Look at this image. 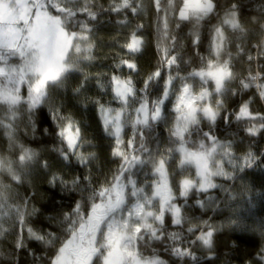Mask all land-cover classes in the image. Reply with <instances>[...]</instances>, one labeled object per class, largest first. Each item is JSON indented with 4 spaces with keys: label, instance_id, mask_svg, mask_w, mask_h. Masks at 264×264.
I'll list each match as a JSON object with an SVG mask.
<instances>
[{
    "label": "snow or ice",
    "instance_id": "6c2138e0",
    "mask_svg": "<svg viewBox=\"0 0 264 264\" xmlns=\"http://www.w3.org/2000/svg\"><path fill=\"white\" fill-rule=\"evenodd\" d=\"M247 9L232 0H149L147 8L144 0H107V7L98 0H0V137L7 143L0 151V240L13 237L7 264H21V252L31 257L24 264H201L205 252L215 264L214 238L223 225L204 217L220 210L219 191L228 192L216 178L264 165V153L237 155L233 139L212 131L221 118L246 137L264 135V111L252 107L264 102V0L256 15ZM147 11L156 65L138 86L137 59L148 41L145 24L135 21ZM102 15L126 31L115 41L120 52L112 54L111 70L93 76L82 69L96 59ZM73 73L83 76L75 93L95 80L111 94L107 102L90 101L117 162L103 180L92 174L97 145L85 124L51 103L52 91ZM38 112L55 125L53 133L43 129L55 137L51 151L86 175L53 171L19 140L18 122L34 131ZM169 116L162 147L154 133ZM37 166L53 190L68 194L51 201L54 215L13 195ZM189 201L204 210L200 217L186 214ZM255 257L264 264V244Z\"/></svg>",
    "mask_w": 264,
    "mask_h": 264
},
{
    "label": "trees",
    "instance_id": "16d2710c",
    "mask_svg": "<svg viewBox=\"0 0 264 264\" xmlns=\"http://www.w3.org/2000/svg\"><path fill=\"white\" fill-rule=\"evenodd\" d=\"M100 4L107 7V0H98ZM221 4L224 0H220ZM232 2H241L248 5L247 12L251 15H256L254 11L261 0H232ZM146 8L149 0H144ZM135 23H144V34L148 41L146 49L137 59L139 66V75H134L137 85H140L146 76L154 70L156 65V56L154 54L153 44L155 42L154 35H148L153 31L151 12L147 11ZM124 31L119 25L113 21H109L107 16L100 17V23L96 26L95 33V56L96 59L92 64L85 62L83 72L89 75H96L103 72H109L113 63V53L120 52L115 41L123 42ZM185 32L187 29L184 30ZM186 42V41H185ZM190 53L185 55V59L189 58ZM239 67V65H238ZM127 69L124 70L127 74ZM83 76L80 73H73L68 77L65 84L52 91L51 103L57 106H62L64 114H70L75 119L82 121L85 124V135L97 145L91 149L98 154V159L94 161L92 166V174L95 178L103 180L105 175L110 174L117 167V162H113L108 147L109 140L102 131L100 122L97 120V106L90 101L103 100L105 102L111 100V94L104 89L97 87L95 80H90L86 88L77 94L74 89L81 83ZM231 104V99L227 101ZM86 105V107H85ZM50 104L43 106L44 114H47V109ZM113 107L119 106L118 102L112 104ZM252 107L256 111H264V102L258 99L254 100ZM36 120V128L26 127V122H18L19 124V140L25 143L26 146L33 148L40 153L41 160H47L53 171H63L66 174H87V169L76 166L65 167L63 162L59 160L57 155L51 151L56 146L54 135H44L43 129L47 128L49 133L54 132L55 125L50 119H44L40 112L34 117ZM43 121V122H42ZM168 123H160L154 135L159 136L161 146L167 145V129L171 126V117H168ZM204 131H209L207 121L204 122ZM213 134L221 140L233 139L235 142V153L240 155L249 150L254 153H264V135L255 138L246 137L235 124L228 125L223 119L218 118L215 126L212 128ZM7 148L6 140L0 137V151H5ZM74 163V162H73ZM174 167V166H173ZM229 171L230 167L228 168ZM149 169L145 168L138 174V178L143 181L144 173ZM216 182L228 189V192L219 191L221 198V208L219 211H208L204 218H212L211 222L216 226L223 225L222 231L215 236V264H255V253L264 244V237L261 236V231H264V165L247 168L243 172L236 171L235 178L225 181L224 178H216ZM27 195L30 197L29 209L34 206L41 212L48 215H54L52 211L51 201L61 200V196L68 195L60 193L58 189L53 190L47 183V177L42 169L38 166L32 171L31 176L26 179L21 186L14 187L13 195ZM228 197V198H226ZM231 197H234L232 199ZM70 200H64L63 203H70ZM192 201H189V207L186 209L188 216L200 217L204 210L195 208ZM235 221V223H230ZM7 227V225H5ZM172 230V229H170ZM12 236H8L6 240H0V264H7L8 259L12 257V248L10 242ZM37 247L35 244L32 245ZM39 256L40 253L38 252ZM21 264L25 261H31V257L21 252L18 254ZM201 264H207V253H202ZM169 259L167 255L163 257Z\"/></svg>",
    "mask_w": 264,
    "mask_h": 264
},
{
    "label": "rangeland",
    "instance_id": "374dc122",
    "mask_svg": "<svg viewBox=\"0 0 264 264\" xmlns=\"http://www.w3.org/2000/svg\"><path fill=\"white\" fill-rule=\"evenodd\" d=\"M117 107H118V106H117ZM173 168H174L175 170L179 171V169H176V168H175V165H174V167H173ZM230 170L232 171V169H231V168H230ZM183 175H188V173H187V172H184V173H183ZM179 178H180V177L178 176V177H177V179H179Z\"/></svg>",
    "mask_w": 264,
    "mask_h": 264
}]
</instances>
